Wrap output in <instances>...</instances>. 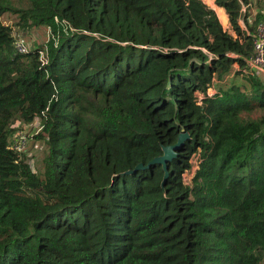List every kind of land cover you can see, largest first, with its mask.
Wrapping results in <instances>:
<instances>
[{
  "label": "trees",
  "instance_id": "trees-1",
  "mask_svg": "<svg viewBox=\"0 0 264 264\" xmlns=\"http://www.w3.org/2000/svg\"><path fill=\"white\" fill-rule=\"evenodd\" d=\"M214 2L234 35L203 0H0V264H264V0Z\"/></svg>",
  "mask_w": 264,
  "mask_h": 264
},
{
  "label": "rangeland",
  "instance_id": "rangeland-1",
  "mask_svg": "<svg viewBox=\"0 0 264 264\" xmlns=\"http://www.w3.org/2000/svg\"><path fill=\"white\" fill-rule=\"evenodd\" d=\"M204 1L206 3L210 2V0H204ZM219 18L222 20V16L219 15ZM240 20H242V19H240ZM31 37H33L34 39L37 38V39L40 40L41 35H40L39 32H34V33H32ZM208 92H209V94L212 93L213 92V88L209 87ZM198 96L201 97V93H198ZM36 125H37V121L34 123V127ZM30 130L32 131V126L30 127ZM24 133L26 134L25 140L23 139L22 142L18 143V149L20 151H23V152L27 153V155L29 156V158L32 161H37L40 158V156L42 155L41 144H40V142L34 140V138L32 137V133L31 134L29 133V136H27V134H28L27 132L24 131ZM190 160L193 163L191 169L189 171H185L183 173L184 179H186V180H190L194 169L196 168L197 164L199 163V161H198V159L196 158L195 155L192 156Z\"/></svg>",
  "mask_w": 264,
  "mask_h": 264
},
{
  "label": "built area",
  "instance_id": "built-area-1",
  "mask_svg": "<svg viewBox=\"0 0 264 264\" xmlns=\"http://www.w3.org/2000/svg\"><path fill=\"white\" fill-rule=\"evenodd\" d=\"M16 48L25 52L27 50L26 45L22 39L16 40ZM253 53L251 57L247 59L251 68L255 71H264V24L259 23L256 26L255 32L252 34Z\"/></svg>",
  "mask_w": 264,
  "mask_h": 264
},
{
  "label": "water",
  "instance_id": "water-1",
  "mask_svg": "<svg viewBox=\"0 0 264 264\" xmlns=\"http://www.w3.org/2000/svg\"><path fill=\"white\" fill-rule=\"evenodd\" d=\"M188 136V133L183 129L181 130L178 135H177V141L175 144L172 145H166L162 147V154L161 155H157L154 158H152L147 165H149L150 163L153 162H157V163H162L163 167L166 166V161H168L169 159H171L175 154V149L178 148L183 140ZM142 167L141 164H139L136 168ZM166 172L164 174V177H166ZM162 182H164V179L162 180Z\"/></svg>",
  "mask_w": 264,
  "mask_h": 264
},
{
  "label": "crops",
  "instance_id": "crops-1",
  "mask_svg": "<svg viewBox=\"0 0 264 264\" xmlns=\"http://www.w3.org/2000/svg\"><path fill=\"white\" fill-rule=\"evenodd\" d=\"M204 1V0H203ZM205 2V1H204ZM206 3V2H205ZM208 6H210L211 8L214 9V11L216 12L218 19L223 27V29L228 30L229 33H231L232 35H234V31L230 28L229 25V21H228V15L225 11V9L222 6H218L217 4H215L214 0H210V2L206 3ZM219 15L222 16V20L219 18ZM239 23L241 25V27L244 26V22L242 20H239ZM251 57V56H250ZM249 64V63H248ZM250 66V65H249ZM253 69V68H251ZM254 70V69H253ZM258 72V71H257Z\"/></svg>",
  "mask_w": 264,
  "mask_h": 264
}]
</instances>
